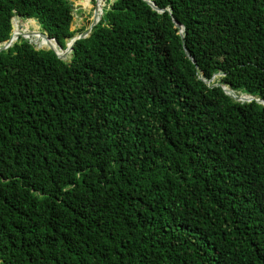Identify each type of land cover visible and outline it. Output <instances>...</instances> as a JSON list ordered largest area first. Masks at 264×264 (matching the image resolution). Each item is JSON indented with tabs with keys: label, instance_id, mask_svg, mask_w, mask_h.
Instances as JSON below:
<instances>
[{
	"label": "trees",
	"instance_id": "1",
	"mask_svg": "<svg viewBox=\"0 0 264 264\" xmlns=\"http://www.w3.org/2000/svg\"><path fill=\"white\" fill-rule=\"evenodd\" d=\"M149 1L0 52V264H264V106L219 87L264 101V0ZM72 11L0 0V44Z\"/></svg>",
	"mask_w": 264,
	"mask_h": 264
},
{
	"label": "water",
	"instance_id": "2",
	"mask_svg": "<svg viewBox=\"0 0 264 264\" xmlns=\"http://www.w3.org/2000/svg\"><path fill=\"white\" fill-rule=\"evenodd\" d=\"M148 6H150L153 10L159 11V12H163V10H159L156 6H154L149 0H143ZM94 4L96 5L94 10H93V18H92V22L89 26V28L81 33L80 35L76 36L75 38H73L68 44H67V48L63 49L58 42H56L54 39H50L45 33L40 32V31H25L24 28H22L23 33L24 34H14V30H15V25L14 22L15 20H12V34L11 37L5 41L3 44H0V52L7 50L9 47H11L14 43H16L18 41L19 38L27 40L24 38V36L27 37H31L34 35H38L39 37H41L42 39H44L47 42L48 48H46V50H50L52 52H54V54L56 55V57H58L59 59L66 61L68 57L71 56L72 52H73V48L76 44V42L78 40L84 39L86 37L89 36V34L91 33V30L98 24V22L101 19L102 13H103V8H98L97 4L94 0ZM80 9H82L83 7L80 6ZM99 11V12H98ZM101 14L100 17H97L98 14ZM35 22V24L39 27V23L37 20H33ZM73 26H75V22H73ZM179 29V33L181 34V36H183V27L182 26H176ZM37 32V33H35ZM28 43L30 45H33L35 47V49H39L38 47H36V45H34L30 40H27ZM50 42H53L55 46H52L50 44ZM61 51V53L59 52ZM192 62H195L192 59ZM214 77V76H213ZM222 88V90L224 91V93L229 96L230 98H232L234 101L239 102V103H244V102H249L251 100H255L257 103L262 104L264 106V101L256 99L254 97H250L248 95H236L234 91L231 90L230 87H225V86H219ZM241 96V97H240Z\"/></svg>",
	"mask_w": 264,
	"mask_h": 264
},
{
	"label": "rangeland",
	"instance_id": "3",
	"mask_svg": "<svg viewBox=\"0 0 264 264\" xmlns=\"http://www.w3.org/2000/svg\"><path fill=\"white\" fill-rule=\"evenodd\" d=\"M112 1L113 0H103V3H102L103 7L107 8L110 5V2H112ZM71 2H72V9H73L72 15H73V20L75 22V26L72 27V30L76 31V30L83 29L82 32H77L76 36H78L81 33L85 32L89 28V26L92 22L93 10L95 8V6H94L95 4H94V0L92 1V4H91L92 7L85 5L80 0H71ZM80 6H82L83 8L80 9L79 8ZM14 20H15V22H17V26H18V27H15V29L17 30V28H19L22 33L24 31V30H22V28H27L28 31H40V32H42L33 20H25V19H21V18H15ZM35 33H37V32H35ZM46 46H48V45H46ZM39 49H42V48H39ZM42 50H46V49H42ZM69 58L70 57H68L67 60Z\"/></svg>",
	"mask_w": 264,
	"mask_h": 264
},
{
	"label": "bare ground",
	"instance_id": "4",
	"mask_svg": "<svg viewBox=\"0 0 264 264\" xmlns=\"http://www.w3.org/2000/svg\"><path fill=\"white\" fill-rule=\"evenodd\" d=\"M102 3H103V0H98L97 7H98V8H103ZM98 12H99V11H98ZM100 15H101V14L99 13L97 17H100ZM14 24H15V27H16L17 22H15ZM14 34L16 35V34H24V33H22L21 31L17 32L16 29H15ZM35 36H38V35H34V36H31V37H35ZM24 37H25V38H31V37H27V36H24ZM50 44H51L52 46H55L53 42H50ZM59 52L61 53V51H59ZM238 96H239V95H238Z\"/></svg>",
	"mask_w": 264,
	"mask_h": 264
}]
</instances>
